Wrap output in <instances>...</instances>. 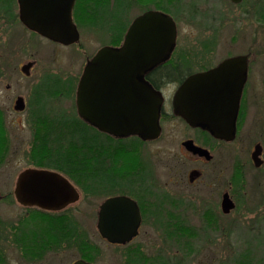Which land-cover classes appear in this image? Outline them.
Returning a JSON list of instances; mask_svg holds the SVG:
<instances>
[{
	"label": "rangeland",
	"instance_id": "obj_1",
	"mask_svg": "<svg viewBox=\"0 0 264 264\" xmlns=\"http://www.w3.org/2000/svg\"><path fill=\"white\" fill-rule=\"evenodd\" d=\"M88 1L77 0L74 4L72 17L80 38L73 45L49 41L26 29L18 18L16 0L15 15L7 20L0 18V155L4 153L0 162V264H69L85 257L93 264H128L127 250H139L147 264H155L157 258H164L169 264H230L233 255L246 244L252 246L253 260L264 264V152L260 167L250 159L256 142L263 144L264 151V14L256 13L259 7L264 12V0H194L193 4L192 0H182L181 12L174 10L179 0H137L138 5L129 13L132 19L144 8L164 7L175 12L177 42L172 60L185 62L189 70L210 68L228 55L248 56L244 100H241L238 115L239 136L229 153L224 148L216 149L212 163L219 169L225 161L246 162L243 170L238 171L243 186L229 214L210 207L209 203L214 200L208 188L199 182L188 184L186 172L193 165L191 159L179 157L181 182L171 181L173 177L167 169L176 161L170 154L178 152V144L183 139L184 123L176 118L167 123L172 135L168 141L134 143L133 150L125 144H121L123 148L111 149V153L116 154L111 161L112 169H127L145 160L151 168V195L156 191L160 197L170 198L152 200L151 205L157 208L145 210L139 233L130 242L118 245L100 236L96 228L97 211L108 193L102 191L100 185L98 192L85 193L83 190L89 186L86 178L79 183L66 175L79 191V199L64 209L46 211L17 202L13 189L18 173L27 167H43L38 165L41 158L37 138L45 131V125L39 116H45L49 105L52 109L48 113H70L75 109V87L82 68L86 59L103 45L96 32L79 25ZM28 61L34 63L26 75L20 66ZM50 74L66 79L67 91L70 92L71 86L74 91L67 96L58 92L45 94L41 82ZM170 88L174 86L164 88L167 97L171 96ZM38 90L46 95L42 100L50 96L46 108L37 111L31 104L29 112L13 111L17 95L33 100L37 99ZM157 205H162L160 211ZM64 214L76 225L78 236L80 234L91 246L79 247V238L62 240L46 249L42 257L26 259L24 244L15 240V232L24 229L26 233L33 227L32 223L43 224L46 216L62 220ZM176 224L181 227L176 234L171 233L170 229ZM184 239L191 243V249L183 246Z\"/></svg>",
	"mask_w": 264,
	"mask_h": 264
},
{
	"label": "water",
	"instance_id": "obj_2",
	"mask_svg": "<svg viewBox=\"0 0 264 264\" xmlns=\"http://www.w3.org/2000/svg\"><path fill=\"white\" fill-rule=\"evenodd\" d=\"M74 2L17 0L18 17L27 28L53 41L71 44L80 37L72 17ZM176 38L175 20L164 11L147 9L133 17L120 44H104L86 61L75 90L78 115L115 136L136 134L143 139L156 138L161 130L163 95L144 79V73L170 57ZM33 63H24L21 71L28 75ZM247 68V55L238 54L190 74L173 94L174 112L190 124L206 127L215 137L232 138ZM24 106L23 97L18 96L14 108L20 110ZM193 150L211 157L202 147L195 146ZM251 159L255 166L263 163L259 143L254 145ZM13 192L22 205L50 210L61 209L79 199L75 185L50 168L21 170ZM233 207V200L224 193L223 212ZM140 222L139 207L131 197L113 195L99 204L96 228L108 242L130 241L137 235ZM70 264L93 263L77 258Z\"/></svg>",
	"mask_w": 264,
	"mask_h": 264
},
{
	"label": "trees",
	"instance_id": "obj_3",
	"mask_svg": "<svg viewBox=\"0 0 264 264\" xmlns=\"http://www.w3.org/2000/svg\"><path fill=\"white\" fill-rule=\"evenodd\" d=\"M77 1V0H76ZM75 1V2H76ZM194 3V0L190 2ZM138 5L137 0H89L84 5V15L82 22L79 25H84L87 28L96 32L98 39L102 44H119L123 38L128 24L131 21L130 9ZM15 0H0V18L4 17L6 20L15 15L14 8ZM181 6H183L182 0L177 1V12H181ZM148 9L144 8L143 10ZM156 9H164V7H156ZM142 10V11H143ZM171 13V11H168ZM256 13L263 15L264 12L260 11V7L256 9ZM171 15L176 19L175 12ZM177 21V20H176ZM173 62L177 63L175 60ZM183 67L188 68L187 65ZM169 78L171 75L166 71ZM70 82V80H69ZM67 85L66 79H63L57 75H47L43 78L41 86L42 90H45V94H53L58 92L62 95H69L71 90L74 91L71 82L69 83L70 92L65 87ZM42 91L39 92V101L42 100L45 95ZM42 108V105L40 106ZM45 116H39L45 125L43 133L38 136V152L41 162L38 165L53 168L59 170L68 177L76 179L77 182L84 181V178L88 180L85 193L98 192L100 190V167L101 163L104 167H112L114 164L112 159H115L114 153H111V149L118 148L117 143L110 141L109 138H103L96 131V129L86 124L76 113L75 109L70 113L66 112H53L44 113ZM53 114V115H51ZM51 115V116H50ZM38 118V119H39ZM36 140V141H37ZM137 140V141H136ZM138 139H135L134 143L138 144ZM126 147V145H125ZM120 148H123L121 146ZM4 156V153L0 155V162ZM135 170L121 169L119 170L120 176L134 175L138 176L140 168L138 164L135 165ZM239 170H236V174L233 173L234 180L243 182ZM111 174V173H110ZM82 181V182H83ZM156 198L161 199L159 194H154ZM167 200H170L168 196ZM164 201V200H163ZM153 204V203H152ZM160 211L162 205H157ZM155 207V206H154ZM157 208V207H155ZM168 213H170L168 211ZM62 220L52 219L49 216L43 218V224L32 223L29 231L25 233L24 229L19 232H15V240L21 241L24 246V256L26 259H35V257H42L46 249L56 246L59 241L78 239L79 247H87L90 245L87 240L77 234V227L72 222L71 218L64 214ZM174 227H177L174 229ZM179 224L172 226L171 233L176 234ZM184 230V229H183ZM178 235V234H177ZM183 246H187L191 249V243L184 239ZM188 243V244H187ZM91 246V245H90ZM252 246L246 244L239 253H235L230 264H262L258 260H253ZM254 247V246H253ZM128 264H147L146 258L143 260V255L140 251L127 250ZM89 260V258L85 257ZM91 259V258H90ZM2 256L0 253V263ZM151 262V261H150ZM148 262V263H150ZM169 264L164 258H157L155 264ZM153 263V262H152ZM151 264V263H150Z\"/></svg>",
	"mask_w": 264,
	"mask_h": 264
},
{
	"label": "flooded vegetation",
	"instance_id": "obj_4",
	"mask_svg": "<svg viewBox=\"0 0 264 264\" xmlns=\"http://www.w3.org/2000/svg\"><path fill=\"white\" fill-rule=\"evenodd\" d=\"M157 10L164 11L171 15L170 12L165 11L163 9H157ZM55 43H58V42H55ZM73 44H69V45H73ZM112 45H115V44H112ZM172 53L167 60L159 63L158 65H156L155 67L151 68L150 70L144 73V79L147 80L149 83H151L152 86L155 89L159 90L161 94L163 95V102L161 105L160 116H159V124H160L161 130H160L159 135L156 138L143 139L142 137L136 134H129L126 136H115L97 127H94L85 121L84 122L94 127L96 131L101 135L102 139L110 137L112 141L117 143V146L121 147L125 144L129 150H133L135 139H138L140 144L154 142L156 140H164V141L167 140L168 141L169 138L172 137V135L170 133L169 127L167 126V123L173 120L174 118L180 119L184 123L183 132H182L183 139L180 140V144H178V147H177L178 152H172L170 154L171 157H173L176 161L173 165L169 166L167 169V172L169 173V175L171 174L173 177L171 181L174 183L181 182L178 179V175L180 172L179 166L181 164V163H178L179 157L184 156L186 159L188 158L191 159L190 162H193L192 163L193 165L190 166V168L186 172L188 184L193 185L199 182L203 185L205 189L208 188L210 190V193L213 195V200H214L209 203L210 207L215 211H217V209L220 208L223 214L225 215L229 214L235 208L236 195L241 192L239 189L243 186L242 181L239 182V180H236V181L234 180L233 173H236L237 169L243 170V167L245 166L246 162L243 160H239L232 164L230 161L229 162L225 161V165H223L221 168L219 166V169L215 168L212 163L214 162L213 156L215 154L216 149L220 150V148L222 149L224 148L227 151V153H229L230 146L232 147V143H235L237 137L239 136L240 128H238V120H239L238 115H239L240 108L242 106L241 100L242 99L244 100V98H242V94L245 89L247 75H246V79H245V82L242 88V93H241V97L239 101V108H238V113H237L236 120H235V128L233 131L234 132L233 137L230 139L215 137L206 127L202 125H197V124L195 125L190 124L181 115L174 112L172 98H173V94L176 91L177 87L190 74L197 72V71L204 70L206 68L197 69L193 71L189 70V67L188 68L183 67L185 65V62L183 61H179L177 63L173 62ZM91 55H93V53ZM91 55L89 57H91ZM229 56L231 55H228L227 57ZM89 57L86 59V61L89 59ZM166 71L171 75V78L167 76ZM171 85L174 86V88L169 89V91L171 92V96L167 97L164 93V88L171 86ZM8 87H9V84H7V88ZM18 96H22V95H17L14 98L13 105H12L13 111L16 113H23L24 110L29 112L30 108L32 107L31 104H33L34 109L35 107L37 108V111H39V108L41 105L42 107L45 106V108L47 105H49L48 100L50 96H48L46 100L43 99L40 101L37 100L39 98L36 95H35V98L37 97V99H33V100L32 99L26 100L25 97L22 96L25 106L23 107V109L18 110L14 108V103ZM74 103H75V98H74ZM50 109H52L51 105H49V108L46 109V111L48 112ZM75 111H76V107H75ZM256 143H259L261 145V157H262L263 152H264L263 144L261 142H256ZM195 146L206 149L211 155V157L207 158L205 154L200 153L198 150H193ZM179 151L182 154L184 151L186 155L185 154L181 155ZM141 161L142 162L138 163V166L140 168V173L138 174V176L134 175V173H132L131 175L120 176L119 170H121V168L112 169V167H109V166L104 167V165L101 163L100 177H99L101 190L102 191L107 190L108 194L106 195V197L113 196V195H125L128 197H131L132 199L136 201L139 207L140 213H141V222L138 227V233H139L140 226L142 224L143 213L145 212L146 209L150 211L153 208H155L151 204L153 203L152 200L156 198V196L151 195L152 190L150 189V185H149L151 168L148 167V164L146 163L145 160H141ZM134 167H135L134 165L131 167L129 166L127 169L135 170ZM216 192H218L217 195L219 199V200L217 199V201H215L216 198H214V195ZM155 193L157 194L158 192L155 191ZM224 193H227L234 202V207L230 209L228 212H223L221 208V200H222ZM161 199L167 201L162 196H161ZM23 206L27 208L37 207V206H27V205H23ZM37 208H40V207H37ZM64 208L66 207H63L61 209H64ZM40 209H43L46 211H57V210H50V209H44V208H40ZM61 209H58V210H61ZM246 242H247V239H246ZM113 244L120 245V243H113Z\"/></svg>",
	"mask_w": 264,
	"mask_h": 264
}]
</instances>
